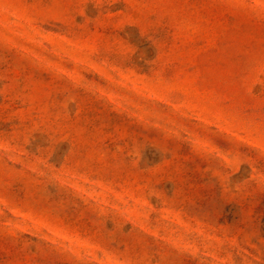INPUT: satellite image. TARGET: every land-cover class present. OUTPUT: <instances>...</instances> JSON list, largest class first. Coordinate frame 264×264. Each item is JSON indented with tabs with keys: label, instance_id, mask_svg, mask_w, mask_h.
Listing matches in <instances>:
<instances>
[{
	"label": "rangeland",
	"instance_id": "obj_1",
	"mask_svg": "<svg viewBox=\"0 0 264 264\" xmlns=\"http://www.w3.org/2000/svg\"><path fill=\"white\" fill-rule=\"evenodd\" d=\"M0 264H264V0H0Z\"/></svg>",
	"mask_w": 264,
	"mask_h": 264
}]
</instances>
